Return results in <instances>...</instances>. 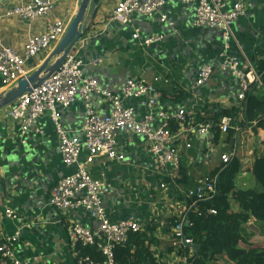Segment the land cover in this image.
<instances>
[{
    "label": "crops",
    "instance_id": "crops-1",
    "mask_svg": "<svg viewBox=\"0 0 264 264\" xmlns=\"http://www.w3.org/2000/svg\"><path fill=\"white\" fill-rule=\"evenodd\" d=\"M31 1L17 0L14 4ZM54 1L56 6L51 18L33 23L8 16L12 3L0 7V40L22 50L27 39L42 33L49 22L65 20L69 24L82 0ZM118 1H98L88 31L79 44L85 49L83 56L88 64L85 72L95 77L104 89L120 92L129 78H143L159 93L163 90L170 94L164 97L160 93L159 109L194 111L205 123L213 122L214 115L222 108H240L238 81L220 69V55L224 51L221 32L195 28L193 6L184 5L181 0H167L153 18L134 17L131 25L123 26L111 21ZM245 4L244 16L233 27L228 53L257 67L264 61V0H245ZM161 15H166L168 22L162 23ZM135 31L140 35L139 40L133 39ZM157 36H162L163 40L144 45L146 40ZM56 46L44 57L48 58ZM96 61L101 63L93 65ZM207 65L214 68V74L206 84L197 87L200 70ZM6 91L8 89L0 87V94ZM178 93L182 97L171 98ZM94 104L101 115L112 111L100 98L95 97ZM128 105L135 107L138 119L147 114L136 101H129ZM10 111V106L0 109V243L5 236H12L23 227L18 252L24 259H29L31 264H74L67 227L76 222L93 231L99 223L86 211L64 212L50 207L52 188L74 169L65 167L62 162L59 140L48 115L33 125L22 139ZM84 119L81 101L62 114L63 125L72 132L83 126ZM175 127L172 125V129ZM189 128L179 131L176 145V153L182 160L179 172L185 175L187 183L170 178V171L160 168L150 156L147 141L132 134L118 138L119 152L125 155L123 162L101 157L90 166L95 180L110 185V193L104 198L110 222L137 221L142 232L148 234L159 264L186 263L187 258L173 246L174 221L186 217L187 192L196 189L202 180L219 169L221 156L237 151L242 163L240 177L245 171L250 174L256 157L263 154L262 129L257 134L243 131L232 139L221 133L215 140L214 132L203 136L195 131L185 132ZM246 133L250 138L246 139ZM256 137L257 145L251 147V140L256 144ZM8 210L14 211L12 218L6 215ZM0 264H3L1 254Z\"/></svg>",
    "mask_w": 264,
    "mask_h": 264
},
{
    "label": "built area",
    "instance_id": "built-area-1",
    "mask_svg": "<svg viewBox=\"0 0 264 264\" xmlns=\"http://www.w3.org/2000/svg\"><path fill=\"white\" fill-rule=\"evenodd\" d=\"M17 0H0V7L13 4L8 16L19 17L22 21L33 23L39 19L51 18L55 10L54 0H32L28 4L15 5ZM184 5L194 7L193 26L200 29H213L221 32L224 51L220 55V69L239 83L237 101L243 107L254 89L263 90L262 75L256 65L250 61L231 56L233 27L245 14V0H181ZM167 0H119L111 14V21L123 26L133 23L134 17L151 19L166 5ZM162 23L168 22L161 15ZM68 23L65 20L49 22L42 33L30 36L22 50L7 46L0 40V86L11 89L27 78L32 66L51 51L64 36ZM139 40L138 31L133 34ZM162 36L152 37L144 45L151 46L161 42ZM80 44V43H79ZM77 45L61 68L50 79L34 88L31 93L22 96L10 106L11 119L18 126L22 139L27 137L42 117L51 119L59 140V150L65 167L74 171L60 179L52 188L49 205L59 211H86L99 223L96 230H89L79 223L72 222L67 227L74 264H116L115 250L128 242L131 234L142 232L140 224L128 219L120 223L110 222L104 207V198L110 193V185L92 177L90 166L101 157L123 162L125 155L119 152L118 138L123 134L143 137L148 144L150 156L162 169H168L169 177L180 170L182 160L176 153L179 131L190 126L185 132L195 131L207 136L219 128L222 134L232 129V120L223 117L219 124L205 123L198 119L196 112L181 109L177 112L159 109L161 96L158 89L143 78H129L120 92L104 89L97 79L85 72L84 47ZM40 60V61H39ZM101 62H93L99 65ZM214 68L204 66L199 73L197 87L206 84L213 76ZM168 83V82H166ZM8 89V90H9ZM95 97L102 99L112 107L111 113L101 115L94 104ZM81 101L85 110L83 126L77 131L68 130L62 123V114ZM136 101L147 110V114L138 119L137 110L129 106ZM172 125L177 127L173 131ZM236 132H240L239 128ZM26 143V141H23ZM237 151L221 156V162L229 165L236 159ZM217 178L207 177L196 189L187 192V199L206 200L216 193ZM213 214H216L212 211ZM12 218L14 211H6ZM187 215L178 219L174 227L173 246L179 251H188L193 257V241L184 234ZM23 227L12 236H5L0 243L3 264H31L18 252ZM94 246L101 252L100 263L81 256L79 247Z\"/></svg>",
    "mask_w": 264,
    "mask_h": 264
},
{
    "label": "trees",
    "instance_id": "trees-1",
    "mask_svg": "<svg viewBox=\"0 0 264 264\" xmlns=\"http://www.w3.org/2000/svg\"><path fill=\"white\" fill-rule=\"evenodd\" d=\"M257 69L264 85V61L257 64ZM160 93L164 97L170 95L163 90ZM180 97L181 93L171 96L173 99ZM247 102L240 108H222L212 119L216 125L223 117L232 120V129L228 133L230 139L237 134V128L238 133L252 131L257 134L259 129L264 130V91L254 89ZM220 134V129L215 128V140ZM262 146L263 154L256 157L251 169L253 187L240 188L237 185L242 163L236 158L229 165L221 163L219 169L209 176L217 178V189L212 198L202 201L188 199L186 221L189 224H186L184 234L193 241L194 255L189 257L190 249L181 251V256L187 258L184 264H264V143ZM179 171H175V178L187 183L185 175ZM78 250L84 258L98 263L103 261L97 247H79ZM115 260L116 264H159L145 232L131 234L125 245L117 247Z\"/></svg>",
    "mask_w": 264,
    "mask_h": 264
},
{
    "label": "water",
    "instance_id": "water-1",
    "mask_svg": "<svg viewBox=\"0 0 264 264\" xmlns=\"http://www.w3.org/2000/svg\"><path fill=\"white\" fill-rule=\"evenodd\" d=\"M98 1H81L77 15L71 20L64 36L46 61L29 77L21 80L17 86L0 94V109L13 105L22 96L31 93L34 88L50 79L61 68L88 31V27L96 12ZM187 224H189L188 221Z\"/></svg>",
    "mask_w": 264,
    "mask_h": 264
},
{
    "label": "rangeland",
    "instance_id": "rangeland-1",
    "mask_svg": "<svg viewBox=\"0 0 264 264\" xmlns=\"http://www.w3.org/2000/svg\"><path fill=\"white\" fill-rule=\"evenodd\" d=\"M47 57H44V59L43 60H41V62L38 64V66L34 69V70H32L31 71V73L29 74V76L40 66V65H42L44 62H45V59H46ZM28 76V77H29ZM13 87H15V86H13ZM7 89H9V88H7ZM246 134H248V135H245V137H246V139H248V138H250V135H249V133H246ZM248 137V138H247ZM253 139L251 140V147L252 146H254V145H257V137L255 138V140H254V142L256 143V144H253ZM251 159V158H250ZM245 160H247V159H245ZM249 172L248 171H245L243 174H241V176L238 178V180H237V185L240 187V188H247V187H253V184H254V179L252 178V176H251V173L250 174H248Z\"/></svg>",
    "mask_w": 264,
    "mask_h": 264
}]
</instances>
